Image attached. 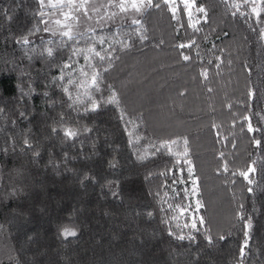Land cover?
I'll return each mask as SVG.
<instances>
[{
	"label": "trees",
	"instance_id": "1",
	"mask_svg": "<svg viewBox=\"0 0 264 264\" xmlns=\"http://www.w3.org/2000/svg\"><path fill=\"white\" fill-rule=\"evenodd\" d=\"M119 2L88 0L91 18L68 22L116 49L97 92L77 86L86 62L72 50L90 41L61 42L58 0H0V264H264V0L259 16L251 0Z\"/></svg>",
	"mask_w": 264,
	"mask_h": 264
},
{
	"label": "snow or ice",
	"instance_id": "2",
	"mask_svg": "<svg viewBox=\"0 0 264 264\" xmlns=\"http://www.w3.org/2000/svg\"><path fill=\"white\" fill-rule=\"evenodd\" d=\"M39 3L41 5V7H45V0H39ZM87 3L88 0H81V2L77 3L76 0H68L67 3H64V0H60V6L61 8L63 7H69L70 11L69 12H63V21L61 19H56L54 21V23L58 26H61V28L63 29L60 32V36H61V42L65 45H67V41H72L74 42L76 45L79 44V42L81 40H85V37L87 35L88 40H86V43L90 41V46L87 47V49H83V48H78V47H74L72 50V56H83L84 61L86 62V67H81L79 69L81 76L84 77L83 81H78L77 82V86L78 87H86V90H94L99 92L101 90V84H102V72H101V68L103 69V72H107L108 68L111 67L112 61L114 58L113 53L116 51V49L113 47L112 42L107 41L106 37L103 35H99L96 32V29H91L89 33H73L72 30V26L70 23H68L69 21L75 19V20H79L81 18V16L90 19V15H89V9L87 8ZM164 3L167 4L168 0H164ZM249 3V0H243V5H247ZM252 3V13H254L256 16L260 15V11L257 10V6L255 3V0H251ZM184 5L185 8H190L192 5L188 2V0H184ZM241 4H233L231 5V7L235 8L236 11H234L232 14L236 15L237 12H240L241 7L243 6ZM48 6L50 7H56V5H54L52 3V0H49V4ZM110 6L112 7H118L120 9L121 12H127L129 10V8L135 10V12L139 13L142 11L143 8L145 7H159V4L153 5V0H131V2L129 3L128 0H120V2L118 4L115 3H110ZM95 11H98V9H94ZM261 10H264V8H262ZM198 11L200 12H204L203 8H199ZM241 15H245V13L240 12ZM39 15L41 16V23L47 24L48 21H45L43 19L45 13L43 11H41L39 13ZM189 15H191V13H189ZM97 23H100V21H98ZM140 23L139 20L137 19H133L132 20V24L134 25H138ZM44 31H49L48 27H45L43 29ZM137 32H139V29H137ZM55 34V33H53ZM94 37V39H93ZM64 38H67V41H65ZM140 39L144 40L146 39V37H144L142 34L140 35ZM20 43L23 44H28L29 40L27 37H24L21 41H19ZM105 43L108 44L107 48L103 47L105 45ZM118 43L122 44V46L124 48H129L131 47V44L128 40H121L118 41ZM100 45L99 50H97L96 45ZM179 47L184 48V47H190V45H183L181 44ZM48 56H52L53 55V49L52 48H47L46 49ZM71 59V57H70ZM183 59L185 61H188L190 59V57L188 55H184ZM94 61H96V63H94ZM78 62V61H77ZM107 64L108 67H103V65ZM72 65L71 64H64L63 67L64 68H70ZM86 69H90L91 71L89 72ZM203 75L205 76V78H207V73L204 72ZM60 79H63V77L61 76ZM68 83H73L72 80H69ZM109 90H110V96L108 98V100L106 101V103L108 104H115V105H119L120 101L118 99L117 93L114 89H112V86L109 85L108 86ZM65 92H68V89L65 88L64 89ZM71 99V96H70ZM99 105L96 102L92 103V109L93 111L96 110V108ZM123 118V116L121 117ZM55 131V129H54ZM248 131L252 132L254 131L251 123L248 124ZM77 133L74 132L71 129H65L64 130V135L66 137H71V136H75ZM25 143L27 144L28 142L25 141ZM255 143L257 144V146L260 145V140H256ZM170 145H177V147L179 148L180 146V142L178 140H171V141H165L164 144L162 146L164 147H168L169 152H171V147ZM188 141L185 138L183 140V148H182V155L185 157L184 163L187 164L188 166V175L189 178L191 179L193 188H192V194L195 195L197 188V181H198V177L194 176V168L193 165L191 163V160L187 159L188 157ZM158 150V149H157ZM221 156H223V153L220 154ZM229 171V168L227 166V163H225L223 165V172L227 173ZM255 171V168L253 167H249L247 170L240 172V175L244 177V179H246L248 181L249 184L253 183V180L249 178V173H252ZM232 175H235V173H232ZM248 191H252V188H249ZM203 205L201 204V202L199 200L196 201V205L195 208L198 211ZM171 207V206H170ZM191 206H187V207H183V206H178L179 211L181 214H183L184 212L188 211L189 208ZM242 207V206H241ZM241 219H243V216H241ZM201 224H203V218H200L199 221ZM196 222L195 220H193L192 223V228L196 229ZM246 227L250 228L251 227V220H248L246 223ZM62 235L65 237H69V236H75L76 232L75 230L71 229V228H64L62 231ZM248 233L245 232V236L247 237ZM185 237L180 236L179 239H184ZM189 239H192V237H189ZM220 239H223V237H220ZM209 243L212 242V238L208 237ZM245 246H247V239H245L244 241ZM241 255H243V249H241Z\"/></svg>",
	"mask_w": 264,
	"mask_h": 264
},
{
	"label": "rangeland",
	"instance_id": "3",
	"mask_svg": "<svg viewBox=\"0 0 264 264\" xmlns=\"http://www.w3.org/2000/svg\"><path fill=\"white\" fill-rule=\"evenodd\" d=\"M131 1V0H130ZM58 2H60V0H58ZM68 0H64V3H67ZM77 3L81 2V0H76ZM65 8V11L64 12H69L70 11V8L69 7H64Z\"/></svg>",
	"mask_w": 264,
	"mask_h": 264
}]
</instances>
